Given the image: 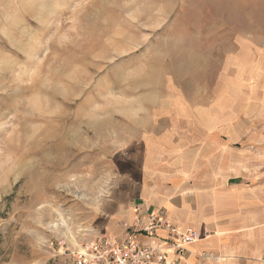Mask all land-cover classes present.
<instances>
[{
    "label": "rangeland",
    "instance_id": "obj_1",
    "mask_svg": "<svg viewBox=\"0 0 264 264\" xmlns=\"http://www.w3.org/2000/svg\"><path fill=\"white\" fill-rule=\"evenodd\" d=\"M263 97L264 0H0V264L102 237L167 112L224 127Z\"/></svg>",
    "mask_w": 264,
    "mask_h": 264
},
{
    "label": "crops",
    "instance_id": "obj_2",
    "mask_svg": "<svg viewBox=\"0 0 264 264\" xmlns=\"http://www.w3.org/2000/svg\"><path fill=\"white\" fill-rule=\"evenodd\" d=\"M253 110L234 111L224 127L171 110L166 127L142 130L138 175L120 177L94 234L120 238L137 217L162 213L177 232L198 233L178 264H264V114ZM177 239L160 230L150 242ZM166 255L171 264L174 251Z\"/></svg>",
    "mask_w": 264,
    "mask_h": 264
},
{
    "label": "built area",
    "instance_id": "obj_3",
    "mask_svg": "<svg viewBox=\"0 0 264 264\" xmlns=\"http://www.w3.org/2000/svg\"><path fill=\"white\" fill-rule=\"evenodd\" d=\"M160 230H165L170 236L177 235V241L150 242ZM140 237L147 240L141 241ZM197 240L196 229L177 232L162 213H149L137 217L130 230L120 238L98 237L90 243L61 248V255L71 264H168L166 250L172 249L175 259L171 264H178L186 247Z\"/></svg>",
    "mask_w": 264,
    "mask_h": 264
}]
</instances>
